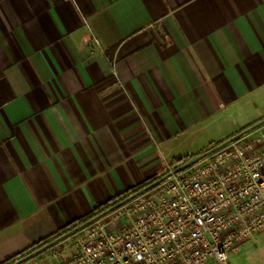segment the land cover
<instances>
[{
  "label": "crops",
  "instance_id": "crops-1",
  "mask_svg": "<svg viewBox=\"0 0 264 264\" xmlns=\"http://www.w3.org/2000/svg\"><path fill=\"white\" fill-rule=\"evenodd\" d=\"M263 119L264 0H0V264Z\"/></svg>",
  "mask_w": 264,
  "mask_h": 264
},
{
  "label": "built area",
  "instance_id": "built-area-1",
  "mask_svg": "<svg viewBox=\"0 0 264 264\" xmlns=\"http://www.w3.org/2000/svg\"><path fill=\"white\" fill-rule=\"evenodd\" d=\"M261 231L264 125L39 256L43 264H229Z\"/></svg>",
  "mask_w": 264,
  "mask_h": 264
},
{
  "label": "water",
  "instance_id": "water-1",
  "mask_svg": "<svg viewBox=\"0 0 264 264\" xmlns=\"http://www.w3.org/2000/svg\"><path fill=\"white\" fill-rule=\"evenodd\" d=\"M263 125H264V119L259 121L256 124L246 128V129H244L243 131H241L238 134L234 135L233 137L227 139L226 141H224V142H222V143H220L218 145H215L214 147L208 149L204 153H201V154H199V155H197L195 157H192L190 160H188L187 162H185L184 164H182L180 167L176 168L175 170L170 171L169 173H167L166 175H164L161 178L157 179L156 181L150 183L149 185L145 186L144 188L140 189L139 191H136L135 193L125 197L124 199H122L119 202H117L116 204L110 206L109 208H107L106 210L102 211L101 213L91 217L87 221H85V222L79 224L78 226L66 231L65 233H63L62 235L57 237L56 239L50 241L49 243H47L44 246L40 247L39 249L33 251L32 253L22 257L21 259L17 260L16 262H14L12 264H23L25 262L33 260L34 258H36L37 256L41 255L46 250H48V249L52 248L53 246H55V245L65 241V240L69 239L70 237L76 235L77 233L85 230L89 226H91V225L101 221L105 217L111 215L116 210H118L121 207L125 206L126 204H128L129 202L134 200L135 198L141 196L142 194H145L146 192L150 191L154 187L158 186L160 183L164 182L165 180L170 178L172 175L181 173L182 171H185V170H187V169L199 164L204 159L208 158L209 156H211L212 154H214L218 150H221L222 148H224L226 146H229L232 143L242 139L243 137H245L249 133L253 132L254 130H256V129L260 128V127H262Z\"/></svg>",
  "mask_w": 264,
  "mask_h": 264
},
{
  "label": "trees",
  "instance_id": "trees-1",
  "mask_svg": "<svg viewBox=\"0 0 264 264\" xmlns=\"http://www.w3.org/2000/svg\"><path fill=\"white\" fill-rule=\"evenodd\" d=\"M219 144H220V143H219ZM217 145H218V144H217ZM213 147H214V146H213ZM210 148H212V147H210ZM210 148H209V149H210ZM190 159H191V158L175 160V161H173V162L171 163V166L173 167V169H176V168L180 167L182 164H184L185 162H187V161L190 160ZM189 169H190V168H189ZM187 170H188V169H187ZM170 171H171V170H169V172H170ZM157 179H159V178H157ZM157 179H155L154 181H156ZM154 181H153V182H154ZM150 183H152V182H150ZM150 183H149V182H145V183H143L142 185L138 186L136 189H133L132 191H128V194L131 195V194L135 193L136 191H139L140 189H142V188H144L145 186L149 185ZM129 195H127V196H129ZM127 196H125V197H127ZM125 197H121V198L119 197V199H112V200L109 201L106 205H104L103 207H100L99 209H97V210H96V211H95L90 217H88V218H86V219H82V220L77 221V222H74V223H70V224L67 226L66 231H68V230H70V229H72V228L78 226L79 224H81V223L87 221L88 219H90L91 217H93V216H95V215L101 213L102 211H104V210H106L107 208H109L110 206L116 204L117 202H119L120 200L124 199ZM108 218H109V216H108V217H105V218L102 219V220H105V219H108ZM102 220H101V221H102ZM66 231H65V232H66ZM78 234H79V233H78ZM60 235H61V234H59L58 236H60ZM76 235H77V234H76ZM76 235H74V236H76ZM74 236H73V237H74ZM49 242H50V241H43V242L39 243L38 245H36L35 247H33L32 249H28L27 251H24V252H22V253H19V255H16V256L13 257L12 259H10V260L8 261L7 264H12V263L16 262L17 260H19V259H21L22 257H24V256H26V255L32 253L33 251L39 249L40 247L44 246L45 244H47V243H49ZM30 250H31V251H30Z\"/></svg>",
  "mask_w": 264,
  "mask_h": 264
},
{
  "label": "rangeland",
  "instance_id": "rangeland-1",
  "mask_svg": "<svg viewBox=\"0 0 264 264\" xmlns=\"http://www.w3.org/2000/svg\"><path fill=\"white\" fill-rule=\"evenodd\" d=\"M244 123H231V126L232 127H227V128H219V131L218 133H211V135H214V137L216 136L217 138H220V136H226L228 135L232 130H237L238 128H241V126H243ZM259 129V128H258ZM258 129L254 130L253 132L249 133L248 135H246L245 137L253 134L254 132H256ZM203 142H205L207 140V137H204L203 138ZM219 140V139H217ZM204 144V143H203ZM208 149H206L205 151H207ZM205 151H203L202 153H204ZM201 153H198L197 155H199ZM197 155H191L190 158H192L193 156H197ZM205 160V159H204ZM203 162V161H202ZM201 163V162H200ZM169 170H175L173 169V167L171 166L170 164V168ZM108 217V216H107ZM114 217V213H112L111 215H109V219H105V220H102L101 222H109L112 218ZM100 222V221H99ZM82 232V231H81ZM80 233V232H79ZM78 234V233H77ZM73 237V236H72ZM229 262L230 264H239V259L238 258H234L231 254L229 255ZM32 261H28V262H25L23 264H31Z\"/></svg>",
  "mask_w": 264,
  "mask_h": 264
}]
</instances>
